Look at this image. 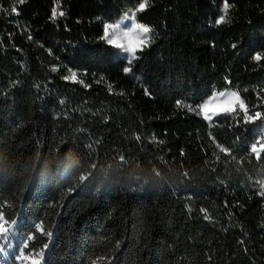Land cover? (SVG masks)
Returning <instances> with one entry per match:
<instances>
[{
  "label": "trees",
  "instance_id": "16d2710c",
  "mask_svg": "<svg viewBox=\"0 0 264 264\" xmlns=\"http://www.w3.org/2000/svg\"><path fill=\"white\" fill-rule=\"evenodd\" d=\"M144 2L0 0L8 244L29 264H264V0H147L128 63L105 25ZM226 91L246 111L206 121Z\"/></svg>",
  "mask_w": 264,
  "mask_h": 264
},
{
  "label": "rangeland",
  "instance_id": "374dc122",
  "mask_svg": "<svg viewBox=\"0 0 264 264\" xmlns=\"http://www.w3.org/2000/svg\"><path fill=\"white\" fill-rule=\"evenodd\" d=\"M228 6L224 4L221 12L220 18L226 17ZM141 11L140 7L137 9L129 10L122 18L119 20L107 23L105 29H108L107 35L105 33L106 41L109 45L116 49L118 56L129 63H132L139 51L146 47L150 41V32L146 34H141L139 29L133 30L130 36H124L123 33L129 31L133 24H139L137 21V13ZM219 18V20H220ZM218 20V21H219ZM117 26L119 29L114 31ZM143 41V43H140ZM124 45L125 47H132L134 49V56L131 52H125L124 48L118 47V45ZM205 109H207V115L205 114ZM202 114L206 121L213 122L216 119L232 115L236 111H246V106L240 96L233 91H226L223 93L215 94L209 98L201 108ZM257 146L256 154H260L264 150V127L261 129L258 135V140L255 144ZM0 224L6 229L5 223L0 219ZM9 233L0 232V264H29L24 258L20 256V251L14 246L8 244ZM1 245L4 248H1Z\"/></svg>",
  "mask_w": 264,
  "mask_h": 264
},
{
  "label": "snow or ice",
  "instance_id": "6c2138e0",
  "mask_svg": "<svg viewBox=\"0 0 264 264\" xmlns=\"http://www.w3.org/2000/svg\"><path fill=\"white\" fill-rule=\"evenodd\" d=\"M18 3H21V4L24 3V0H18ZM146 6H147V0H145V2L140 5V10H143ZM13 11H15V8H13ZM55 15H57V13L54 10L53 11V16H55ZM59 15H63V13L61 12V13H59ZM223 22H224V16H222L220 18V20L218 21V23H223ZM118 29H119V26H117V28L114 31H116ZM135 29H139L141 34H146V33H148V32L151 31V29H149V28H147V27H145L143 25L133 24L132 25V28H130L128 32L123 33V35L124 36H130L132 34L133 30H135ZM107 32H108V29L106 28L105 29L106 35H107ZM140 43H143V41H141ZM118 47L124 48V51L125 52H131L133 54V56L135 54L134 49L132 47H130V46L129 47H125L124 45L120 44V45H118ZM256 59L259 60V59H261V57L257 56ZM130 62L131 61L129 60V63ZM129 70L130 69H128V68L125 69L126 72L129 71ZM76 75L77 74L75 72H73V73H71V75L69 77H65V79L75 80L76 79ZM205 114L207 115V109H205ZM256 116L259 117L260 116V113H256ZM252 151L253 152H257V146L256 145H253ZM261 194L264 195V193H261ZM6 231H7V229H5L2 224H0V232H6ZM23 247H27V245L25 244ZM20 256H21V258L23 257V248H21ZM32 264H37V262L36 261H33Z\"/></svg>",
  "mask_w": 264,
  "mask_h": 264
},
{
  "label": "built area",
  "instance_id": "2783aa9c",
  "mask_svg": "<svg viewBox=\"0 0 264 264\" xmlns=\"http://www.w3.org/2000/svg\"><path fill=\"white\" fill-rule=\"evenodd\" d=\"M26 0H24V2H25Z\"/></svg>",
  "mask_w": 264,
  "mask_h": 264
}]
</instances>
